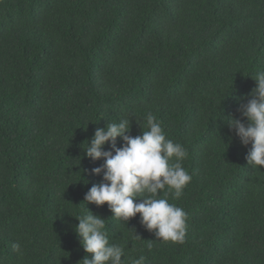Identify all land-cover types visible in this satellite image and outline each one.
Returning a JSON list of instances; mask_svg holds the SVG:
<instances>
[{"label": "trees", "instance_id": "obj_1", "mask_svg": "<svg viewBox=\"0 0 264 264\" xmlns=\"http://www.w3.org/2000/svg\"><path fill=\"white\" fill-rule=\"evenodd\" d=\"M258 71L264 0L0 3V264H83L86 207L124 248L122 264H264V167L247 164L251 144L225 122L240 118ZM148 113L187 152L192 180L167 197L187 213L183 243L84 202L104 163L86 142L129 117L141 135Z\"/></svg>", "mask_w": 264, "mask_h": 264}, {"label": "clouds", "instance_id": "obj_2", "mask_svg": "<svg viewBox=\"0 0 264 264\" xmlns=\"http://www.w3.org/2000/svg\"><path fill=\"white\" fill-rule=\"evenodd\" d=\"M253 80L256 87L238 108L240 118L228 116L225 122L242 146L251 144L247 164L260 168L264 167V71H258ZM146 123L148 130L135 137L130 135V117L95 130L84 154L92 161L103 159V165L91 170L93 175L102 173V180L85 193L84 202L96 206L106 203L112 217L124 222L139 214L142 226L154 231L158 239L183 243L187 213L169 203L167 197L180 198L192 180L182 166L187 152L180 143L166 137L161 122L152 113L147 114ZM117 137L122 141L120 147L116 146ZM106 144L110 150H104ZM161 192L165 198H158ZM137 199L139 202H135ZM76 219L75 232L85 253L91 254V258L86 255L82 259L83 264H122L124 248L109 243L104 218L86 207V214ZM12 248L23 255L20 243ZM144 260L140 256L131 264H144Z\"/></svg>", "mask_w": 264, "mask_h": 264}]
</instances>
